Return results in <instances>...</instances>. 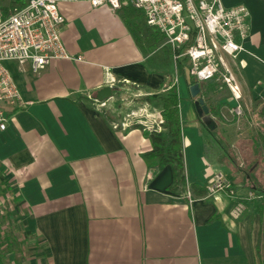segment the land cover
<instances>
[{
	"label": "crops",
	"instance_id": "0c3cea01",
	"mask_svg": "<svg viewBox=\"0 0 264 264\" xmlns=\"http://www.w3.org/2000/svg\"><path fill=\"white\" fill-rule=\"evenodd\" d=\"M220 1L247 8L249 34L233 61L242 117L230 114L235 101L225 87L208 82L199 94L211 104L212 132L197 115L183 61L175 63L162 44H139L117 10L105 6L57 0L64 18L60 38L70 58L54 59L37 74L29 63L6 64L23 104L5 107L0 200L34 238L33 264H259L264 0ZM1 7L10 9L4 0ZM140 21L130 20L132 29ZM170 85L179 98L185 173L177 189L170 165L148 167L142 159L151 144L140 127L114 128L125 113L147 103L144 97ZM104 86L113 98L97 107L92 98ZM254 112L261 129L253 125ZM215 172L229 181L233 195L199 193ZM237 202L245 211L233 220L229 211Z\"/></svg>",
	"mask_w": 264,
	"mask_h": 264
},
{
	"label": "built area",
	"instance_id": "2783aa9c",
	"mask_svg": "<svg viewBox=\"0 0 264 264\" xmlns=\"http://www.w3.org/2000/svg\"><path fill=\"white\" fill-rule=\"evenodd\" d=\"M86 1L93 8L105 6L116 11L123 6H131L139 11L148 26L163 34L165 44L172 51L173 61L177 63L182 58L187 59V76L199 82L215 78L235 101L230 114L242 117L241 88L233 70V61L243 51V42L249 34V12L244 5L224 7L220 0ZM63 23L57 0H27L22 8L8 16H3L0 11V133L5 130L8 120L5 107L18 108L23 104L6 64L14 62L22 67L29 63L31 72L37 74L54 59H69L60 38ZM112 82L110 87H113ZM261 84V81L256 82V86ZM112 98L111 95L107 100ZM107 100L92 98L97 107H104ZM251 116L253 125L261 129L259 114L254 112ZM161 123L160 110L149 103H142L125 113L114 128L138 126L148 131H160ZM204 190L206 197L219 192L234 194L221 172L213 173ZM184 197L192 202L189 188H186ZM244 211V204L237 202L230 209L229 216L237 220Z\"/></svg>",
	"mask_w": 264,
	"mask_h": 264
},
{
	"label": "trees",
	"instance_id": "16d2710c",
	"mask_svg": "<svg viewBox=\"0 0 264 264\" xmlns=\"http://www.w3.org/2000/svg\"><path fill=\"white\" fill-rule=\"evenodd\" d=\"M18 0L7 1L4 3L8 4L9 11H4L1 7L0 0V11L3 16H8L16 10L22 8L27 0L17 5ZM7 8V7H5ZM119 15L125 20L126 25L134 30L137 35L139 44H149L151 49L163 45L167 54L172 59V51L168 45L165 44V37L157 29L148 26L142 19L141 14L133 9L131 6H123L117 10ZM140 18V24L136 28L132 29L130 20ZM184 65L188 66L186 58H182ZM208 82H212L215 86L219 83L214 79L205 82H199L195 78H191L189 86L193 84H199L200 92L205 91V86ZM149 103L152 107L160 110L162 116L161 130H145L142 129L144 135L150 140L151 149L150 151L142 154V159L148 167L161 168L164 165H170L173 173V186L177 189L180 185L185 184V173H184V162L182 155V143H181V125L178 113V102L179 98L177 95L175 85H170L163 92L155 93L150 96H146L142 99ZM208 109H211V104L206 98L203 99ZM195 105V100L194 103ZM197 109V108H196ZM205 190L199 191L204 193ZM4 211L0 210V226L5 215H1ZM8 229V230H7ZM1 229L0 227V264H20L17 259H10L14 252V244L16 237L13 236V231L9 228Z\"/></svg>",
	"mask_w": 264,
	"mask_h": 264
},
{
	"label": "rangeland",
	"instance_id": "374dc122",
	"mask_svg": "<svg viewBox=\"0 0 264 264\" xmlns=\"http://www.w3.org/2000/svg\"><path fill=\"white\" fill-rule=\"evenodd\" d=\"M0 210L4 211L1 215H5V219L3 218L0 226L1 229H11L13 231V236L17 239L14 244V252L10 256V259H17L20 264H33L34 256L36 254V249L34 248V238L21 228L20 223H18L17 213L13 207L3 204V200H0ZM258 263L264 264V232L262 248L260 249V255L258 256Z\"/></svg>",
	"mask_w": 264,
	"mask_h": 264
},
{
	"label": "water",
	"instance_id": "95a60500",
	"mask_svg": "<svg viewBox=\"0 0 264 264\" xmlns=\"http://www.w3.org/2000/svg\"><path fill=\"white\" fill-rule=\"evenodd\" d=\"M189 92L192 98L195 99V107L197 108V115L200 119V122L205 127L206 130L212 132L216 128V123L214 122L213 118L209 113V109L207 108L206 104L202 97L199 96L200 94V87L199 84H193L189 87ZM112 90L109 86H104L98 89L95 93V99L98 101H104L111 97Z\"/></svg>",
	"mask_w": 264,
	"mask_h": 264
}]
</instances>
